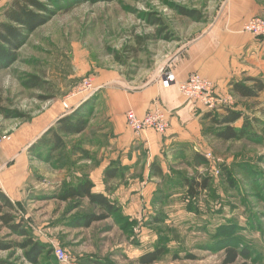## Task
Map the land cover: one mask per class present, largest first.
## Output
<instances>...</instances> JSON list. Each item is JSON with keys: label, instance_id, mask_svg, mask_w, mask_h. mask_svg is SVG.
I'll use <instances>...</instances> for the list:
<instances>
[{"label": "rangeland", "instance_id": "374dc122", "mask_svg": "<svg viewBox=\"0 0 264 264\" xmlns=\"http://www.w3.org/2000/svg\"><path fill=\"white\" fill-rule=\"evenodd\" d=\"M226 1H70L30 34L16 61L0 71V136L11 135L54 105L68 114L80 109L90 121L83 135L66 138L67 148L53 163L41 160L40 171L29 183L28 200L17 211L31 235L51 251L42 264H139L140 257L160 246L167 253L156 264H222L226 248L234 245L250 248L253 257L247 264H264V92L257 99H241L231 90L225 95L217 91L230 102L214 115L230 109L258 123L253 124L254 140H218L212 133L220 128L200 121L196 143L168 146L157 156L134 140L129 152H134V162L126 166L121 158L111 157L117 147L108 137L97 134L103 113L96 110L100 89L83 95L87 100L79 107H65L84 79L93 78L98 86L101 77L128 82L166 71V59L214 22ZM9 2L0 6V22ZM179 9L197 11L203 21L182 16ZM33 76L44 81L42 88L25 87ZM242 125L240 120L233 127ZM83 151L90 160H83ZM41 152L47 158L48 150ZM101 164L123 167L108 183V191ZM152 165L163 175L154 176ZM83 176L104 188L119 212L90 228H75L92 208L85 201L74 209L54 197ZM199 176L209 177L211 185L192 200L185 182ZM53 177L59 180L51 181ZM10 240L22 241L0 225V241ZM56 249L66 253L65 262L58 260ZM0 260L29 264L21 250L0 252Z\"/></svg>", "mask_w": 264, "mask_h": 264}, {"label": "crops", "instance_id": "0c3cea01", "mask_svg": "<svg viewBox=\"0 0 264 264\" xmlns=\"http://www.w3.org/2000/svg\"><path fill=\"white\" fill-rule=\"evenodd\" d=\"M7 1L0 0V6ZM252 17L264 18V0H227L214 22L166 59L164 64L169 68L166 71L174 73L176 78L168 88L162 84L165 70L128 82H115L113 77L100 78V85L97 82L100 90L96 110L103 113L98 119L101 127H97L96 131L100 136L108 137L117 147V152L111 155L113 159L121 158L124 166L134 162V152L129 154L134 140H141L153 156H157L168 146L192 145L201 138L200 121L205 110L196 102L187 101L179 91V85L187 81L191 74L198 73L214 82L217 91L223 95L231 90L234 83L247 78L264 82V38L243 32L244 23ZM86 100L85 96H68L65 104L75 109ZM155 103L168 111L169 130L164 135L149 131L140 137L135 136L126 125V113L133 110L143 117ZM66 115L68 113H64L60 105L51 106L34 121L12 133L10 141L3 143L0 149V192L17 210L25 206L29 183L36 178L34 173L40 171L38 151L32 148ZM101 165L103 170L100 173L103 174L108 167ZM66 172L63 171L65 177ZM57 180L59 178L51 181ZM103 189L101 191L95 184L96 193H105Z\"/></svg>", "mask_w": 264, "mask_h": 264}, {"label": "trees", "instance_id": "16d2710c", "mask_svg": "<svg viewBox=\"0 0 264 264\" xmlns=\"http://www.w3.org/2000/svg\"><path fill=\"white\" fill-rule=\"evenodd\" d=\"M93 2L101 0H10L8 6L3 12L4 20L0 22V71L10 67L16 61V54L28 39V36L34 33L38 28L46 25L56 13L63 8L65 3L69 2ZM182 16L187 17L197 23L203 21L201 13L194 10L179 9ZM155 26H159L160 20L153 21ZM252 83V86L247 84ZM44 85V81L37 77H31L25 87L28 89H39ZM231 92L241 99H257L264 92V82L260 79L247 78L244 82L234 83ZM215 112L205 111L202 115V121L220 128L215 131L213 136L221 141H241L244 139L254 140L255 123L249 118H245L241 113L227 109L225 114L214 115ZM87 113L79 110L74 111L60 118L56 124L51 127L38 141V158L45 163H53L55 156H60L67 148L66 138L83 135L89 128L90 121ZM243 120L240 129L233 127L234 124ZM48 150L47 158L43 159L41 149ZM83 160H90V155L83 151ZM58 154V155H56ZM198 159V157H197ZM201 165L206 161L198 159ZM56 166V165H55ZM123 168V167H120ZM120 168L114 169L113 166L105 170V186L108 191V183L119 177ZM152 174L162 176L163 172L156 165H152ZM211 179L209 177H197L185 182L187 188L186 195L196 200L201 193L209 190ZM95 185L88 176L78 179L76 184L66 185L64 191L55 195L64 203H70L74 209H79L83 202L92 208L85 216L75 224V228H90L94 223L108 220L119 212V207L111 201L108 195L96 193ZM17 208L6 195L0 192V225L7 228L12 236L22 239V241H0V251L14 252L21 250L23 258L29 264H42V260L48 261L51 251L40 241H37L25 225L24 219L17 218ZM167 253V249L160 246L154 251L149 252L139 258V264H156ZM253 257L250 248L241 246H228L225 250V258L222 264H238L240 259L247 264ZM43 258V259H42ZM0 264H11L8 261L0 260Z\"/></svg>", "mask_w": 264, "mask_h": 264}, {"label": "built area", "instance_id": "2783aa9c", "mask_svg": "<svg viewBox=\"0 0 264 264\" xmlns=\"http://www.w3.org/2000/svg\"><path fill=\"white\" fill-rule=\"evenodd\" d=\"M243 32L254 37L264 38V18L252 17L243 25ZM176 80L174 73L165 72L163 74L162 84L168 88ZM96 81L93 78L84 79V81L69 95L71 97L87 96L97 91ZM179 91L182 96L191 102H196L205 111L213 112L219 109L224 102H230V98L221 97L217 94L215 83L202 77L198 73L191 74L184 83L179 85ZM65 107L68 106L65 104ZM126 125L135 134L140 137L145 132H154L164 135L170 128V119L168 111L160 104L155 103L143 117L136 114L135 111L129 110L126 115ZM9 134L0 136V149L4 142L10 141ZM56 257L60 262L67 260V255L62 249H56Z\"/></svg>", "mask_w": 264, "mask_h": 264}]
</instances>
